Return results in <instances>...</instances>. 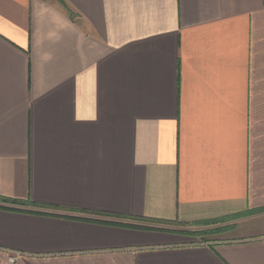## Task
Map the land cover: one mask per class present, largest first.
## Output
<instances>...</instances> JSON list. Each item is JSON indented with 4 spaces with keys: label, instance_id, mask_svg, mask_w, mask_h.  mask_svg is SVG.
Instances as JSON below:
<instances>
[{
    "label": "crops",
    "instance_id": "obj_1",
    "mask_svg": "<svg viewBox=\"0 0 264 264\" xmlns=\"http://www.w3.org/2000/svg\"><path fill=\"white\" fill-rule=\"evenodd\" d=\"M0 264H264V0H0Z\"/></svg>",
    "mask_w": 264,
    "mask_h": 264
},
{
    "label": "rangeland",
    "instance_id": "obj_2",
    "mask_svg": "<svg viewBox=\"0 0 264 264\" xmlns=\"http://www.w3.org/2000/svg\"><path fill=\"white\" fill-rule=\"evenodd\" d=\"M208 232V231H207Z\"/></svg>",
    "mask_w": 264,
    "mask_h": 264
}]
</instances>
